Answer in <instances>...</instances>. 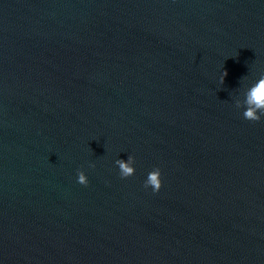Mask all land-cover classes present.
I'll return each mask as SVG.
<instances>
[{"label":"water","instance_id":"1","mask_svg":"<svg viewBox=\"0 0 264 264\" xmlns=\"http://www.w3.org/2000/svg\"><path fill=\"white\" fill-rule=\"evenodd\" d=\"M261 78L264 0H0V264H264Z\"/></svg>","mask_w":264,"mask_h":264},{"label":"clouds","instance_id":"2","mask_svg":"<svg viewBox=\"0 0 264 264\" xmlns=\"http://www.w3.org/2000/svg\"><path fill=\"white\" fill-rule=\"evenodd\" d=\"M226 75L227 73L223 72L220 81L221 83H223V76ZM246 103L249 107L243 112V118L250 122H259L261 117L264 116V78H261L253 87H251L247 94ZM258 112L259 115L257 114ZM133 160V157L129 156L128 163H125L124 161L117 162L121 179H127L134 175L135 169L130 166ZM90 167H94V165H90ZM77 183L84 187L88 186V180L83 171L77 172ZM143 187L145 189L150 187L154 194L159 192L162 187L161 172L159 168H154L148 173Z\"/></svg>","mask_w":264,"mask_h":264}]
</instances>
